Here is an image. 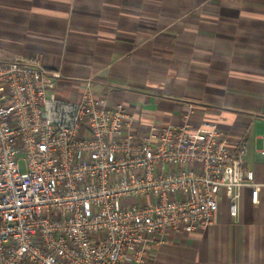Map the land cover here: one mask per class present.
Instances as JSON below:
<instances>
[{
  "label": "built area",
  "instance_id": "2783aa9c",
  "mask_svg": "<svg viewBox=\"0 0 264 264\" xmlns=\"http://www.w3.org/2000/svg\"><path fill=\"white\" fill-rule=\"evenodd\" d=\"M61 77L34 55L0 62V264H147L169 234L209 230L223 194L233 218L243 187L257 201L247 142L191 127L192 104L141 131L90 82L59 99Z\"/></svg>",
  "mask_w": 264,
  "mask_h": 264
},
{
  "label": "crops",
  "instance_id": "0c3cea01",
  "mask_svg": "<svg viewBox=\"0 0 264 264\" xmlns=\"http://www.w3.org/2000/svg\"><path fill=\"white\" fill-rule=\"evenodd\" d=\"M34 55L60 72L59 99L123 103L134 127L213 123L247 142L260 186L233 218L223 194L209 230L169 234L147 264H264V0H0V62Z\"/></svg>",
  "mask_w": 264,
  "mask_h": 264
},
{
  "label": "rangeland",
  "instance_id": "374dc122",
  "mask_svg": "<svg viewBox=\"0 0 264 264\" xmlns=\"http://www.w3.org/2000/svg\"><path fill=\"white\" fill-rule=\"evenodd\" d=\"M21 170L24 171L25 170V167L24 165H21Z\"/></svg>",
  "mask_w": 264,
  "mask_h": 264
}]
</instances>
